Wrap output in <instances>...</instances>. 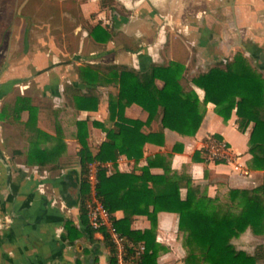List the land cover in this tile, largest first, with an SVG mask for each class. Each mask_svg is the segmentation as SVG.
Segmentation results:
<instances>
[{
    "label": "crops",
    "instance_id": "0c3cea01",
    "mask_svg": "<svg viewBox=\"0 0 264 264\" xmlns=\"http://www.w3.org/2000/svg\"><path fill=\"white\" fill-rule=\"evenodd\" d=\"M64 2L57 26L54 8L39 10L38 22L31 8L30 15L21 16V36L10 34L8 43L0 37V264H109L110 247L81 216L77 123H86V142L95 154L107 137L93 122L112 127L108 103L118 94L115 67L143 73L154 65L155 86L161 88L167 78L177 80L175 91L190 96V107L202 113V119L194 133L161 129L160 117L144 124L140 132L148 140L142 156L134 161L118 155L115 165L104 164L107 174H139L148 160L162 155L168 170L155 164L150 174L190 179L210 197L232 188H254L263 178V170L251 162V126L240 132L234 111L224 120L193 80L236 53L264 76V0ZM35 28L42 34L34 35ZM174 64L177 69L169 75ZM81 97L97 99L96 109L80 108ZM124 115L143 122L148 116L135 103L124 108ZM62 117L72 118L68 131ZM213 139L225 143L229 160L210 155L207 144ZM98 165L93 161L87 167L84 202L95 192ZM185 192L182 186V198ZM111 216L120 219L123 211ZM150 226L145 214L132 217L131 229ZM182 238L177 215L159 211L156 263L186 264Z\"/></svg>",
    "mask_w": 264,
    "mask_h": 264
},
{
    "label": "trees",
    "instance_id": "16d2710c",
    "mask_svg": "<svg viewBox=\"0 0 264 264\" xmlns=\"http://www.w3.org/2000/svg\"><path fill=\"white\" fill-rule=\"evenodd\" d=\"M115 68L118 69V94L108 103V120L112 122V127L93 122L107 137L95 154L86 142V123H77V138L81 145L78 151L82 173L81 216L85 217L84 199L89 192L87 167L90 162L98 161L96 197L110 214L116 210L123 211V217L113 218L112 222L122 236L144 244L139 264H157L155 231L157 213L161 210L177 215L178 230L183 233L182 244L186 249V264H257L258 261L264 264L262 245L250 254L232 242L247 228L257 233L264 215V76L252 68L240 53H236L231 61H219L193 80L203 89L204 100L212 102L216 113L224 120H228L234 111L240 132L245 133L251 126V162L254 167L263 170L262 182L258 186L251 189L232 188L227 193L228 199L222 202L201 192L190 179L181 178L184 181L181 182L163 173L150 174L149 168L155 164H161L165 171L168 170V163L162 155L148 160L139 174L119 171L107 174L104 164L111 162L115 165L118 155L124 154L134 161L142 156L143 144L148 140V135L140 132L144 124L160 117L161 129L194 133L202 119V113L190 107V96L175 91L177 80L171 83L167 78L161 88L155 86L154 65L143 73L124 66ZM175 69L176 64L169 67V75ZM80 101L83 103L80 108L94 110L97 107V99L81 97ZM132 103L147 112L146 121L125 117L124 108ZM213 137L219 139L217 135ZM182 186L186 188L183 198L180 195ZM136 214H145L150 228L131 229L132 217ZM65 225L71 231V223L66 222ZM103 235L110 247L109 264H116L112 256L113 246L107 234Z\"/></svg>",
    "mask_w": 264,
    "mask_h": 264
},
{
    "label": "rangeland",
    "instance_id": "374dc122",
    "mask_svg": "<svg viewBox=\"0 0 264 264\" xmlns=\"http://www.w3.org/2000/svg\"><path fill=\"white\" fill-rule=\"evenodd\" d=\"M65 1V0H64ZM62 2L60 6L59 0H0V37L4 39V42L6 41L7 43L9 35L11 34V29L13 26H16L18 22H20L21 26L19 27V33L18 36H21L23 33V30L25 29V18L24 16L30 15L31 12L30 9H33V12H36L37 14L35 17H32L34 21L39 19L42 16V13L39 12L42 11V9L45 8H54L55 9V24L56 26L59 23V13L58 9L60 7H64L65 2ZM71 9V8H70ZM40 13V14H39ZM23 15V18L21 17ZM39 15V16H38ZM29 22H31L30 19H28ZM38 22V21H36ZM36 25V23H35ZM36 33L34 35L42 34L41 29H36ZM51 30H55V34H57L58 29L57 28H52ZM33 35V33H32ZM1 40V39H0ZM7 45V44H6ZM5 46V43L2 45ZM57 46H63V45H57ZM37 47L42 48L41 45H37ZM163 78V76H161ZM40 99V98H39ZM66 125L65 130L68 131L70 127H73L72 123V118L67 117V118H61ZM59 122V121H58ZM59 126L61 123H58ZM44 133V132H40ZM56 133H57V128H56ZM39 146L36 145V151H38ZM68 159L70 158L69 156L67 157ZM260 181H262V176L260 177ZM228 192L226 193H220L217 195V199L219 201H226L228 199ZM232 241L235 243V246L239 249H242L250 254H253L254 251L259 247V245H262L264 249V215L261 221V225L258 228L257 233H254L251 228H247L246 230L242 231L239 233L237 236H235ZM257 264H262L261 261H258Z\"/></svg>",
    "mask_w": 264,
    "mask_h": 264
},
{
    "label": "built area",
    "instance_id": "2783aa9c",
    "mask_svg": "<svg viewBox=\"0 0 264 264\" xmlns=\"http://www.w3.org/2000/svg\"><path fill=\"white\" fill-rule=\"evenodd\" d=\"M207 149L213 158L229 160L226 145L222 141L211 140L207 144ZM95 191V186L93 187ZM85 217L89 227L102 234H107L113 246V257L116 264H139L144 253V244L135 243L118 233L113 225L111 214L104 208L102 202L96 197L94 192L84 202Z\"/></svg>",
    "mask_w": 264,
    "mask_h": 264
},
{
    "label": "flooded vegetation",
    "instance_id": "af4514ba",
    "mask_svg": "<svg viewBox=\"0 0 264 264\" xmlns=\"http://www.w3.org/2000/svg\"><path fill=\"white\" fill-rule=\"evenodd\" d=\"M18 33H19V28H18V26L16 25V26H13L12 27V29H11V34L13 35V37H16V36H18ZM15 39V38H14ZM9 41V40H8ZM51 67H52V65H51ZM51 67H49V68H51Z\"/></svg>",
    "mask_w": 264,
    "mask_h": 264
}]
</instances>
